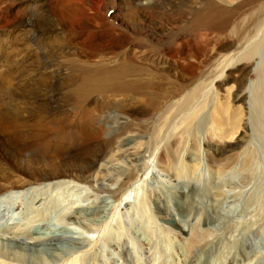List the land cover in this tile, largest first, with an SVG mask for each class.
I'll use <instances>...</instances> for the list:
<instances>
[{
    "label": "bare ground",
    "instance_id": "obj_1",
    "mask_svg": "<svg viewBox=\"0 0 264 264\" xmlns=\"http://www.w3.org/2000/svg\"><path fill=\"white\" fill-rule=\"evenodd\" d=\"M127 2L125 24L135 35L131 39L126 38L128 33H116L112 24L102 21L98 13L102 5L95 0H47L45 4L40 0H20L17 5L0 1V11L6 17L1 25L20 24L23 28L15 32L24 31L26 22L32 27L47 26L44 29L48 31L37 41L48 40L55 34L71 35L74 30H85L82 36L89 32L95 33V37L111 31L117 34L106 40L89 38L80 45L85 57L73 53L77 54L73 56V68L63 61L49 63L52 56L46 48L38 62V80H32L30 72L23 74L26 68L21 66L20 73L13 71L17 63L0 53V93L28 99L24 104L13 99L7 105L1 101L3 97L0 100V104L6 105H0V264H101L99 244L114 224L112 214L119 216L128 208L138 210L137 204L141 202L132 196L139 186L140 171L146 167L138 162V155H151L159 171L187 176L196 167L178 163L179 152L186 140L195 137L201 143L199 152L187 155L198 165L205 159L206 168L216 180L237 164V170L240 168L248 175L255 153L241 137L234 136L237 138H231L230 143L227 139L233 135L230 133L238 121L230 100L244 108L250 136L259 139L264 147V0H197L196 6H192L191 0H177L173 6V0ZM15 6L21 9L12 12ZM167 9L177 10L179 14L171 23L179 24L184 32L175 31L170 20L155 22L157 11L163 14ZM63 27L69 32L63 33ZM98 30L105 32L97 36ZM158 33L165 37V51L157 40ZM3 48L0 44V52ZM250 70L255 78L247 82ZM52 80L59 91L51 89ZM218 87L231 96L222 95ZM34 106L36 112H29ZM50 109L60 112L51 114ZM151 119L156 122L148 129ZM226 130L230 132L224 139ZM126 142L133 144L122 147ZM241 145L246 148L233 152ZM79 149L83 153L68 156L70 150ZM239 152L242 153L238 155ZM114 153L131 156L128 162L120 163ZM97 163L104 168L115 164V174L92 182ZM225 184L211 182L207 192L215 198L228 192ZM192 186L186 185L176 192L188 197L195 191ZM75 189L82 191L87 200L92 195H101V201L109 198L115 213L109 217L103 212L99 214L93 200L77 203L79 200L70 197ZM262 192L252 195L256 199L251 202L247 199L251 207L245 213L241 211V217L249 215L248 220L229 215L225 219L222 213L224 219L219 221L227 228V236L244 222L250 230L247 235L255 237L254 244L258 246L245 256L256 260L259 256L264 264ZM153 201L159 202L155 198ZM50 210L58 212L62 225L45 230L47 226L41 224H45ZM198 220L187 233L188 255L200 248L198 239L204 231L197 225ZM174 226L173 232L182 236L181 229ZM118 246L119 264H131L133 255L127 242L121 240Z\"/></svg>",
    "mask_w": 264,
    "mask_h": 264
},
{
    "label": "rangeland",
    "instance_id": "obj_2",
    "mask_svg": "<svg viewBox=\"0 0 264 264\" xmlns=\"http://www.w3.org/2000/svg\"><path fill=\"white\" fill-rule=\"evenodd\" d=\"M4 1L6 3L13 2L14 5H17L20 2V0H4ZM40 1H43L44 4L47 2V0H40ZM95 1L97 4L102 5V10H99L100 12H98L100 13V15H102L101 16L102 21L107 22L108 24H112V26L116 28L115 30H113L114 32L121 33V34L125 32H126L125 34L128 33L126 35V38L128 37L127 39H131L132 37H135V35L131 32L129 27L125 24V23L128 24V21L126 20V13H127L126 9L128 7L127 0H95ZM175 1L177 2V0H173L172 6L174 5ZM191 1L193 3L192 6L197 5V0H191ZM194 2H196V4ZM20 9H21V6H18V7L15 6L12 12H16ZM2 14H5L4 11H0V38H1L0 44L2 47H5V48H3V51L1 50L2 52L0 53L3 54L5 59H7V57L9 56V58H12L13 61L17 63L16 66L13 68V71H16V72L18 71V73H20L22 69L26 68V70L22 73L27 75L28 72H30L29 74L30 76H32V80L39 79L38 73L41 72V68L39 67L38 62L40 61L41 57L45 54L44 50L46 48L49 50V52H51V56H52V59L48 61L49 63L63 61L68 64V67L73 68L71 64L73 60V56L77 55L73 53H78V55L85 57L81 46L84 45V43L88 42L90 40L89 38H91V41H95L96 39L106 40L110 37H113L114 34H116L114 32L112 33L111 31V34L113 35L112 36L110 33H106L104 30H98L96 33L97 36L98 35L101 36L105 32L102 37H99V36L95 37V33L93 32H89L86 35L82 36L85 30L84 31L74 30L71 32V35L61 36L60 34H55L53 37L49 38L48 40L37 41L36 40L37 37L44 35L48 31L47 29H44L47 26L36 24L35 27H32L28 25L26 22L24 31L15 32V30H20L23 27L18 23L17 25L14 24L16 26L1 25V21H4L6 18L2 16ZM178 14L179 13L177 12V10L170 11L167 9L165 12H163V14L159 10L157 11L158 16L157 18H155V22L165 23V22H169L167 20H170V25L173 26L175 31L178 29L177 31L182 33L184 31L181 29L179 24L171 23V20H175V16ZM27 17L28 16H25L23 18L27 20ZM8 30H10V32H8ZM67 31L68 29H66V27H63V33L64 32L67 33ZM198 32H200V29L198 30ZM21 34H26V35H21ZM116 36L117 34L114 37ZM123 37H125V35H123ZM157 40L161 42V45H162L161 48L165 51L167 47H164L163 45L166 43V40H165V37H163L162 33H158ZM15 51H17L18 54H15ZM247 64L250 65V62H247L246 65ZM20 66L22 67V69ZM254 78H255V74L252 70H250L247 73L246 81L247 82L253 81ZM51 83H53L51 85V89L59 91V86L54 84V80H52ZM221 88L218 87V90L222 93V95L226 97L231 96V94L227 95L223 91H221L220 90ZM0 94H1L0 100L3 97L2 99L4 100H1V101L4 102L6 105L13 102V99L21 101L19 102L20 104H24L25 101L28 100L25 98L21 99L19 95H16V98H15V97H10L4 93H0ZM34 94L36 95L37 92H35ZM50 99H53V97ZM229 100H230V97H229ZM5 104H0V105H5ZM230 105H231V108L234 111H236V117L238 118V121L236 122V129L234 130V132L230 133L233 135L227 136L226 134L229 133L230 130H226L223 138L225 139L227 136V139H229L228 142L230 143V142H233L232 141L233 139L231 138L236 139L237 137H241L242 141H245V143H248V145L246 146H249L252 152L255 153L253 166H252V169L250 170L251 173L248 172L249 173L248 175L246 171H243L240 168L239 170H237L238 169L237 167H239L237 166L238 165L237 164V165H234L235 168L232 167L230 169V172H227V174L225 173L226 175L223 174L222 176L219 177V179L217 178L219 181L216 180V178L213 175H211L208 168H206L207 165L205 166L206 164L205 159H202L203 160L201 161L202 164L200 163V165H198V164H195L194 161L191 158H189V156L187 155L195 150L198 151V146L199 145L201 146V143H199V139L194 137V138H189L188 140H186L179 152L180 158H179L178 163L182 164L186 162V163H189L188 168H191V166H194V165L196 167L194 171H192L193 173L192 172L190 173L191 175L190 174L187 175L188 177L184 174L181 176H176L173 173H171V171H159L156 167H154L153 162L151 161L152 160L151 155H149L148 153L138 155L140 156L139 158L137 157L138 162L142 163V165L146 164V167L142 169V171H140L139 180H138L139 186L136 187L137 191H134L135 193L133 192L135 195L132 193V196H134L135 199H138L139 202L141 201L139 204H137L138 205L137 209L140 212L134 208H130V209L128 208L127 209L128 211L126 210V213L124 212L120 214L119 216L116 214L114 215L112 213H115V211L111 207V204H112L111 201H108L109 198H106L103 201H101V197H100L101 195L99 194L100 196L94 197V195H92L90 196L91 199L89 198L87 200L85 198V195L83 196L84 193L82 191H79L78 189H75L76 190V191L74 190L75 192L71 191V195H70V192L68 191L72 199L79 200V202L77 203L82 205L85 201L87 202V201L93 200L96 204H98V207L100 209L99 214L103 212L104 216L106 217H109V215L112 214L111 222L112 223L114 222L113 224L114 227L109 226L110 228L107 229L108 232L106 231L107 235L105 234L107 239L105 236H103V238L105 239H103L102 242L99 244V249H100L99 260L101 264H111V263L113 264V262L115 261H117L118 264L120 263L121 257L118 253L119 251L118 242H120L121 240L127 242V248L130 251L131 256L133 255L131 264L132 263L133 264H202V263H205V264H242V263L243 264H261L263 263L259 261V256L257 257L258 260H256V258H251L252 256H249V257L245 256L246 253L250 251V249L257 250L258 246L257 244H254L256 243L254 241L256 238L253 236L251 238L249 237V235H247V233L250 232V230L248 231L249 228L245 227L244 222L248 220L249 215L247 217L242 218L241 211L243 212L249 211V207H251L249 205L250 204L249 202H251V200L256 199V198H253V196H257L259 191H260V194L263 191L262 194L264 195V147H263V144H261L259 139L253 136H250L248 126L245 122L246 120L248 121V117L244 114V108L241 106H238L237 103L232 104L231 100H230ZM115 108L116 107H114L112 110H114ZM36 110L37 109L34 106L30 108L28 111L36 112ZM50 112L51 114H54V113H59L60 111H56V110L52 111V109H50ZM42 113L45 114V112H42ZM155 122L156 121H152L151 119L147 123L148 129ZM198 136H202V133L198 132ZM234 136H237V137H234ZM142 139L144 138H141V140ZM131 144H133V142L132 143L126 142L122 145V147L132 146ZM244 148L246 147H244V145H241L239 147L234 148L233 152H238ZM76 152L83 153V149L82 150L79 149V151L77 150L73 152L72 150H70V152H67V154L68 156L72 157ZM240 153L242 152H239L238 155ZM114 154H115V157H117V160L120 159L118 160L120 161V163H122V161L128 162L131 156V155L124 156V154L120 155L118 153H114ZM106 157H108V154ZM106 157L104 159H106ZM101 161L102 160H100V162ZM97 166H98V163L96 164L94 168L93 174L95 175L94 176L92 175V177L90 178L92 182L96 180L98 181L101 178L113 176L116 172L115 164H114L115 167L112 165H109L105 168L100 165H99L100 167L99 166L97 167ZM221 177L224 178V180ZM231 178H234V179L231 180ZM211 182L223 183V184L227 183L228 188L227 186L225 187L228 190L227 189L226 190L228 192L229 191L230 192L232 191V192L231 193L226 192L214 198V196H211V194H209L206 189L208 187L207 185H209ZM233 182L235 183L233 184ZM184 184L185 186L193 185L192 187H194V190H195L192 194H190V196L185 197V198L183 196H179V194H177L176 192L177 189L184 188L185 187ZM260 188L262 190H260ZM235 191H236V194H235ZM76 192L78 194H76ZM238 195L239 197L242 196L240 197L241 200L239 199ZM236 196L238 197V201H236L237 200ZM230 197L232 198V200H230L231 199ZM140 198L141 200H139ZM154 198L157 202L159 200L157 204H155L156 202L153 201ZM221 198L224 199L225 202H223ZM242 199L245 202H242L243 201ZM247 199L249 202L247 201ZM232 201L234 202L235 205L238 202L236 207L232 203ZM242 203L244 204L242 205ZM106 204L108 206H106ZM88 205H90V203L87 204V206ZM240 205L242 206L241 209H240L241 207ZM214 208H215V213H216L215 215L213 214ZM233 208L235 210H233ZM244 208L246 210H244ZM54 211L55 210H50L46 215V219L44 221L45 224H41V225L47 226L45 230H50L51 228L57 229V228H60V226L62 225V221L61 219H59L58 212L57 211L54 212ZM237 211L240 213H238ZM222 213L225 219L226 217L228 218V215H229V218H232V216L233 218L240 216L239 220L243 219L244 225L243 223H242V226L240 224L238 225L240 228L241 227L242 228L240 229L238 227L236 230H234V233L236 235L232 231L233 234H230L229 236H227L228 233L225 231L227 230V228L225 227V225H223V222H221L224 219L221 216ZM226 213H229V214H226ZM199 214H201V217L198 216ZM49 215L51 217H49ZM203 215L205 219L202 217ZM256 216L257 215H255V218ZM113 217L114 219L118 218L116 219L117 221L114 220ZM199 217L200 219L198 220ZM197 220H198L197 225L200 227V229L204 231L200 235V238L198 239L200 241V248L194 254L188 255L186 253V247L188 244L187 233H189V231L194 228L195 222ZM120 221L121 222L124 221V222L121 223ZM115 223L117 225H115ZM174 225H177L178 228L181 229L183 233L182 236L175 234L173 232V230L176 229ZM242 229L244 231H242ZM223 230L226 233L224 232L223 234L222 232ZM239 230L242 232H238ZM238 233H241L242 235ZM232 235L233 236L235 235V236L232 237ZM240 235H241V238H240ZM118 236L120 237L119 241L117 240ZM235 237L237 238L236 240H235ZM226 239L228 240L229 243L228 242L226 243L227 241ZM109 242H110V245H109ZM201 249H204V251L206 252L202 253L200 251ZM262 252L264 253V250ZM241 255L245 256V258L242 257ZM263 258H264V255H263Z\"/></svg>",
    "mask_w": 264,
    "mask_h": 264
}]
</instances>
